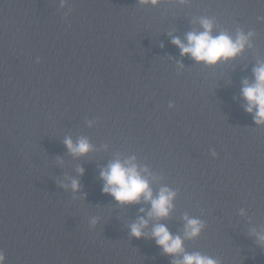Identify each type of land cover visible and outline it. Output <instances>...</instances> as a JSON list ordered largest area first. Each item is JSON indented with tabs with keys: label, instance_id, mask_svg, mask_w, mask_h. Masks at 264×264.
Wrapping results in <instances>:
<instances>
[{
	"label": "water",
	"instance_id": "water-1",
	"mask_svg": "<svg viewBox=\"0 0 264 264\" xmlns=\"http://www.w3.org/2000/svg\"><path fill=\"white\" fill-rule=\"evenodd\" d=\"M262 17L264 0H0L4 264L180 259L155 243L154 218L147 235L130 234L149 204L102 191L100 170L117 156L149 169L153 195L176 193L158 222L186 252L264 264V124L240 96L264 62ZM203 18L213 35H252L235 58L198 63L171 41L201 30ZM66 137L91 150L71 154ZM185 216L202 222L197 236H184Z\"/></svg>",
	"mask_w": 264,
	"mask_h": 264
},
{
	"label": "clouds",
	"instance_id": "clouds-1",
	"mask_svg": "<svg viewBox=\"0 0 264 264\" xmlns=\"http://www.w3.org/2000/svg\"><path fill=\"white\" fill-rule=\"evenodd\" d=\"M151 2L156 3V0H151ZM200 26L201 30L187 32L183 40L173 36L171 42L180 49L181 55L188 54L196 62L206 65H215L218 62L235 58L243 51L245 44L248 43V37L252 35V33L245 35L243 32H239L235 38L226 32L213 35V22L207 18L200 20ZM252 76L251 81L247 78L242 80L240 96L244 101V110L253 115L254 123L261 125L264 124V62H259L253 67ZM173 106V103L169 102L168 107ZM64 144L73 155H84L92 147L86 138H80L73 143L70 137H66ZM211 155L213 157L217 155L215 150H211ZM79 171L82 173L83 169ZM151 176L147 167L136 163L135 156L125 159L117 156L100 170V178L104 182L102 191L110 194L116 202L123 205L143 201L150 205L146 213L147 219L145 216H139L129 226L130 234L137 238L147 235L143 230L147 227L149 219L154 218L157 223L151 228V236L155 243L165 254L181 257L178 260L174 259L173 264H217L216 260L199 252H186L181 236L171 233L166 224L158 222L169 216L176 193L164 186L153 195L150 187ZM71 187L74 191L79 190V182L73 179ZM140 211L144 212L145 209L141 208ZM184 220V236L189 238L197 236L203 227L202 222L198 218L188 216H185ZM256 235L258 242L264 245V234L257 233ZM0 264H4L2 252H0Z\"/></svg>",
	"mask_w": 264,
	"mask_h": 264
}]
</instances>
